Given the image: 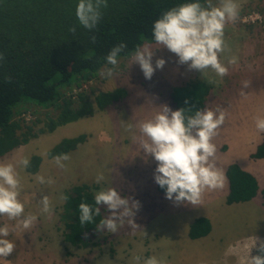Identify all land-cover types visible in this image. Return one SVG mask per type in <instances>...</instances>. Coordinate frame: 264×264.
<instances>
[{
	"label": "rangeland",
	"instance_id": "rangeland-1",
	"mask_svg": "<svg viewBox=\"0 0 264 264\" xmlns=\"http://www.w3.org/2000/svg\"><path fill=\"white\" fill-rule=\"evenodd\" d=\"M236 2L239 5V18L232 24L241 23L244 26L238 25V28H231L233 29L231 34L235 38H242L241 42L254 43L255 53L264 55V0H236ZM212 3L219 6V0H212ZM244 11L253 18L260 17V20H256L253 24L252 22L250 24L248 21L245 22ZM152 46L155 51L154 67L156 60L163 58V56H169L165 67L169 66L171 62H175L176 65L165 72L157 69L152 79L147 80L140 66L131 63L132 60L119 62V68L112 78H103L98 74L94 81L87 82L88 84L84 85L83 88L87 92L89 89L96 92L89 94L94 100L99 92H112L118 87H126L130 91L127 101L109 106L103 112L97 110L94 118H84L71 123V125L59 127L51 134L40 135L30 144L21 146L0 159L2 163H12L14 166L22 167L19 163L20 160L24 158L30 160L33 154L44 155L63 139H71L72 136L79 134L88 136L84 144L79 145L75 151L69 153L71 158L64 161V168L58 167L54 159L50 160L45 156L46 159L42 160L39 171L35 175H27L24 178L17 172L20 179L18 198L24 204L25 215H35L37 220L29 229H23V227L17 228L18 220L9 219L6 215L0 216V227L4 225L9 227L10 234L7 238L16 245L13 257L11 258L10 255L7 258H0V264H137L134 259L136 256L142 258L156 256L158 259H162L164 264H177L178 261L182 260L179 259L181 257L179 249L182 242L180 236L182 235L175 213L172 214V218H165L164 232H161L154 222H145L143 214L136 212L134 222L139 227L132 226L129 219H125L115 233L108 232L106 229L102 232L89 233L87 237L90 236L91 239L88 247L74 246L69 243L70 241L67 242L65 236L70 230L67 229L66 225L72 221V215L66 212V200L62 197H65L67 191L73 187L85 188V191L93 199L96 192L109 187H114L122 197L131 198L132 191L136 186L141 184L146 187L148 183L154 182L155 173L150 175L139 164L141 160L139 158H144L145 155L137 156L141 147L139 140L134 139L133 132L138 137L140 135L138 129L133 130V132H129L127 129L132 121L133 127H135L142 121L152 119L160 111L162 105H168L173 111L178 110L171 98L174 86H188L187 88L190 89L186 82L190 85L196 82H203L207 85L204 78L207 75L214 78L216 81L214 91L208 93L210 95H207L208 98L206 96L205 100L209 101L203 102L204 108L202 109L210 107L214 111L221 109L226 112L224 125L221 126L217 135L220 143H223L227 136L232 133H248L252 126L251 123L261 116L260 111L244 114L230 103L217 101L225 97L214 98L221 96L222 91L227 95L229 91L234 89H237V95L239 90L243 89V81L251 82V77L242 75L243 71L241 73L236 68L232 69L233 73L239 76L237 80L241 83L231 89L233 85L224 82L211 68L206 69L203 74L196 70L190 71L187 65H179L178 60H176L178 57L175 59V54L172 55L173 53L166 48L157 49L159 46L156 44ZM219 58L222 62L221 55ZM258 82L259 80L255 77L252 79L251 85ZM233 83H236V80ZM80 92L81 89L73 88V93ZM29 109L31 111H25L20 115L23 118L34 120L28 123L34 126V130L37 132L42 128L45 129L49 119H55L58 116L56 113L60 108L43 110L31 105ZM30 115H34V117L31 118ZM18 119L21 118L18 116ZM35 120L39 122L35 123ZM141 152L144 151L141 150ZM246 154L247 152L237 140L234 141V148L228 153L229 156L240 159ZM249 161L255 160L250 159ZM100 173L104 175V180L97 184L96 176ZM37 174L43 176L45 181L51 179L54 183H39L36 179ZM140 194L142 195V193ZM43 196L50 198L53 209L50 215L41 212L40 200ZM140 199L142 200V198ZM94 207H96L95 204ZM100 207L101 215L98 222L96 219L92 224V228L95 226L94 229L100 220L107 215L105 206ZM243 207L246 211L251 212L253 219L264 222V194H258L255 201L253 199ZM243 220L246 223L250 221L248 214L243 217ZM226 227L227 233L237 235L238 226L230 228L226 225ZM161 233H165V235ZM231 235L227 236L230 238ZM158 239L161 241L155 244L154 240ZM216 246H218L217 242L212 245V247ZM212 247H206V249L213 253L214 248ZM158 249H164L165 252L160 250L161 253ZM186 251L194 255L199 253L195 244H191V249ZM241 255L243 256L242 253ZM192 260H198V258L193 256ZM225 260L226 257L219 259V262L222 263ZM189 262L185 259V264ZM225 262L229 263L228 260Z\"/></svg>",
	"mask_w": 264,
	"mask_h": 264
},
{
	"label": "trees",
	"instance_id": "trees-1",
	"mask_svg": "<svg viewBox=\"0 0 264 264\" xmlns=\"http://www.w3.org/2000/svg\"><path fill=\"white\" fill-rule=\"evenodd\" d=\"M190 2L197 0H107L108 6L101 9V20L93 31H89L76 17L78 0H0V54L4 56L0 60V158L27 144L31 138L92 117L96 108L103 112L118 100L120 93L124 94L123 89L99 92L94 100L95 106L89 94L96 92L92 89L87 92L83 84L96 79L114 46L127 44L120 57L130 56L137 45L154 42L153 24L163 13ZM199 2L206 5L207 0ZM229 23L230 28L244 26ZM71 27L76 28L75 33L69 31ZM93 36L95 43L91 39ZM168 57L163 56V59L166 61ZM175 65L171 62L162 71ZM73 88L81 89V92L73 93ZM209 91L210 87L203 82L191 84L190 89L177 85L171 98L178 110L191 108V112H186L191 115L203 110ZM31 105L43 110L60 109L55 119L48 120L45 130L35 132L34 126L17 119L23 112L31 111ZM85 141V136L66 138L48 152V157L69 154ZM251 158L264 159V137ZM40 161L34 157L28 170L36 173ZM227 178L230 183L229 203L249 201L257 195V180L238 166L228 168ZM80 187H73L66 193L65 210L72 215V221L66 225L70 230L65 236L74 246L88 247L91 237L87 235L97 230L95 226L92 228L93 223L80 224L79 204L87 202L94 206L95 201L85 188ZM159 190L166 194L165 189L159 187ZM96 219L98 222L99 216L94 217V222ZM210 231L209 220L198 218L190 227L189 238L196 240Z\"/></svg>",
	"mask_w": 264,
	"mask_h": 264
},
{
	"label": "clouds",
	"instance_id": "clouds-1",
	"mask_svg": "<svg viewBox=\"0 0 264 264\" xmlns=\"http://www.w3.org/2000/svg\"><path fill=\"white\" fill-rule=\"evenodd\" d=\"M107 6V0H78L75 14L79 24L85 29L93 31L102 18L101 9ZM238 18L239 5L236 0H219V6L214 5L212 0H207L206 5L201 4L199 0L184 3L166 11L154 22L152 30L154 42L137 45L128 57H120L127 48V44L120 43L114 46L106 56L104 67L100 69L98 74L103 78L110 79L116 74L119 62L132 60L131 63L140 66L144 77L151 80L155 71L157 69L162 70L166 65L165 59L160 58L156 60L155 67L153 66L155 51L152 45L156 44L159 46L157 49L166 48L175 54L178 57V63L187 65L190 71L196 70L203 74L206 69L211 68L219 77L223 78L229 73V67L222 63L219 58L226 48L224 29L227 23H234ZM69 31L75 33L76 28L71 27ZM91 39L95 43V36ZM3 59L4 56L0 54V60ZM237 63L238 58L235 56L228 59V65H236ZM6 79L11 82L10 77ZM87 84H83V86ZM250 86V81L242 82L243 89ZM116 89H123L124 94L120 93L118 100L110 106L127 101L129 98L130 91L126 87ZM241 95H245V93L242 91ZM94 100L93 103L96 106ZM74 105L76 106V104ZM97 110L99 109L96 108L92 118L95 117ZM191 111V108L173 111L165 104L160 106V111L152 119L142 121L135 126L140 134L138 137L133 132V125L129 124L127 130L133 132L134 139L139 140L144 153L154 157L157 162L158 166L155 170L154 179L161 189H165L166 199L174 201L176 204L187 202L195 206L201 203L206 190H215L224 186V173L215 164L217 147L213 140L219 134L221 126L224 125L226 112L221 109L214 111L209 107L186 115V112ZM18 116L21 118L20 120L26 122L34 121L23 118L21 115ZM30 117L32 118L34 115H30ZM67 125L64 124L60 127ZM255 127L258 132H264V117L255 119ZM53 132L47 131L44 134ZM81 136H85L87 141L88 136L86 134H79L75 137ZM35 139L31 138L30 140ZM31 141L22 146L30 144ZM48 152L44 155L33 154L34 156L32 155L30 160L28 158L20 160L19 163L22 167L14 166L12 163L0 162V216L6 215L9 219L18 220L17 228L29 229L37 220L35 215H25L24 204L18 198L20 195L18 173L24 178L27 175H35L39 171L45 156L47 159H54L60 168H64V161L71 158L68 153H61L54 158H49ZM34 157L41 161L38 171L31 173L28 167ZM146 163L144 158L139 161L141 167ZM36 179L41 184L45 182L54 183L51 179L45 181L44 177L39 174H37ZM103 180L104 175L102 173L96 176L97 184ZM62 198L68 199L67 196ZM94 201L96 207L87 202L79 204L81 225L94 223V217L101 215L100 206H105L107 215L96 226L98 232L106 229L108 232L115 233L125 219H129L132 226L139 227L134 222V217L140 207L139 202L128 197H122L114 187L102 188L96 192ZM40 205L42 213L49 215L52 213L53 209L48 196L42 197ZM9 234L10 229L7 225L0 227V258H7L10 255L12 258L13 252H15L16 245L7 238ZM248 239L251 241L252 249H256L258 254L250 255L245 264H264V239L258 236H252ZM229 251H231V246ZM134 259L137 264H141V261L142 264H164V261L156 256L147 258L136 256Z\"/></svg>",
	"mask_w": 264,
	"mask_h": 264
},
{
	"label": "crops",
	"instance_id": "crops-1",
	"mask_svg": "<svg viewBox=\"0 0 264 264\" xmlns=\"http://www.w3.org/2000/svg\"><path fill=\"white\" fill-rule=\"evenodd\" d=\"M244 14L246 22L248 13L244 11ZM232 32L233 29L229 27V24H226L224 29L226 48L220 55L222 57V63L229 67V73L221 79L224 82L232 84L233 87L231 89L238 86L241 83L237 80V77L239 76L235 75L232 71V69L236 68L240 72H244H241L242 75L251 77V82L255 77L259 82L251 85L247 89L239 90L237 95V89H234L233 91H229V94L227 95L222 91L221 96H215L214 98L225 97L218 99L217 101L219 103H230L240 109L241 112H244V114L253 111H260V117H264V55L255 53L254 43L249 41L241 42L242 38H235L231 34ZM253 53H255V55H253ZM233 56L238 58V63L236 65H228V59ZM235 80L236 83H233ZM204 81L208 87H210L209 93L214 91V85L216 84L214 78L207 75L204 78ZM186 84L188 83L186 82ZM188 85L191 87L190 84ZM185 87L187 88V86ZM242 91L245 95H241ZM207 101H205V103ZM131 123L130 124L133 125V121ZM251 124L252 126L248 133H232L227 136L223 143H220L218 136L213 140V143H215L217 147L215 164L223 171L225 182L223 188L206 190L200 204L195 206L188 204L187 202L176 204L174 201L166 199V194L159 190V185L155 182V179L153 183H148L146 187H143L140 184L133 189L131 199L138 201L140 205L137 212L143 214L145 222H154L161 232H164L165 218H172L173 213L177 215L178 224L181 229L180 234L182 235L180 236L182 242L179 249V254L181 256L179 259L182 260L178 261L177 264H185V259L190 261L188 264H245L246 259L250 255L255 256L258 254L256 249H252L251 241L248 238L258 236L261 239H264V222L253 219L251 212L246 211L243 205L253 199L255 201L258 194L264 193V159L249 161L252 159L251 155L255 153L257 147L262 143L264 132L257 131L255 122H252ZM68 125H71V123ZM133 130L135 131L136 128L133 127ZM127 134H129V132H127ZM72 137L75 138V136ZM235 140L239 141L242 148L247 152V154L241 159L239 157H231L228 155V153L234 148ZM141 150L138 151L137 156L141 154L145 155L144 159L147 163L142 166V168H145V172H148L151 175L152 173H155L158 166L157 162L154 157L147 156L144 152H141ZM231 165L238 166L241 170L253 175L257 180L259 190L252 200L235 203L228 202L230 183L227 178L226 170ZM140 193H142V195ZM140 198H142V200ZM247 214L250 219L248 223L243 220V217ZM198 218L208 219L211 224V231L205 237L193 240L189 238V230ZM225 224L230 228L238 226L239 229L236 230L237 235L234 236L231 235L230 232L227 233V227ZM161 234L165 235V233ZM227 235H231L230 238ZM160 241L161 239L154 240L155 244ZM215 242L218 243V246L212 247ZM191 244L196 245L199 252L198 255L186 251L191 249ZM230 246L231 251H229ZM206 247L214 248V252H209ZM160 250L165 252L164 249H158L159 252H161ZM193 256H196L198 260H192ZM224 257H226V260H228L229 263H226V260L222 263L219 262V259ZM44 259L47 260L46 257H44Z\"/></svg>",
	"mask_w": 264,
	"mask_h": 264
},
{
	"label": "built area",
	"instance_id": "built-area-1",
	"mask_svg": "<svg viewBox=\"0 0 264 264\" xmlns=\"http://www.w3.org/2000/svg\"><path fill=\"white\" fill-rule=\"evenodd\" d=\"M256 20H260V17H257V18H253L251 15H248V18L246 19V21H248V23L250 24V22L255 23Z\"/></svg>",
	"mask_w": 264,
	"mask_h": 264
},
{
	"label": "bare ground",
	"instance_id": "bare-ground-1",
	"mask_svg": "<svg viewBox=\"0 0 264 264\" xmlns=\"http://www.w3.org/2000/svg\"><path fill=\"white\" fill-rule=\"evenodd\" d=\"M91 82V81H90ZM46 159V158H45ZM226 159V158H225ZM44 166V165H43ZM46 166V165H45Z\"/></svg>",
	"mask_w": 264,
	"mask_h": 264
},
{
	"label": "flooded vegetation",
	"instance_id": "flooded-vegetation-1",
	"mask_svg": "<svg viewBox=\"0 0 264 264\" xmlns=\"http://www.w3.org/2000/svg\"><path fill=\"white\" fill-rule=\"evenodd\" d=\"M89 233H92V232H89Z\"/></svg>",
	"mask_w": 264,
	"mask_h": 264
}]
</instances>
